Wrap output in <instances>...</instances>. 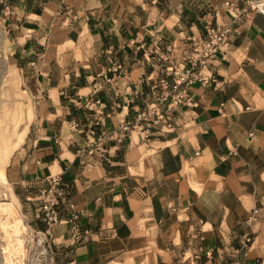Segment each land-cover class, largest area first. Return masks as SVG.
I'll return each mask as SVG.
<instances>
[{
  "label": "crops",
  "instance_id": "0c3cea01",
  "mask_svg": "<svg viewBox=\"0 0 264 264\" xmlns=\"http://www.w3.org/2000/svg\"><path fill=\"white\" fill-rule=\"evenodd\" d=\"M2 1L7 58L33 113L6 178L29 227L41 229L27 196L61 176L54 259L264 264V14L235 18L224 3L238 0ZM208 19L233 28L209 67L218 87L190 85L173 130L148 141L133 131L99 150L87 98L105 102V130L116 133L138 101L154 99L148 79L165 73L166 44L179 60ZM116 61L126 73L112 80Z\"/></svg>",
  "mask_w": 264,
  "mask_h": 264
},
{
  "label": "built area",
  "instance_id": "2783aa9c",
  "mask_svg": "<svg viewBox=\"0 0 264 264\" xmlns=\"http://www.w3.org/2000/svg\"><path fill=\"white\" fill-rule=\"evenodd\" d=\"M224 5L235 18L250 11L264 14V0L226 1ZM204 29L203 35L191 37L190 40L185 41L184 52L179 60L173 54L174 45L166 44L165 52L161 57L168 63L165 73L158 78L148 79L154 99L148 102L138 101L134 105V115L130 120L124 121L116 133L108 134L105 130L107 119L105 102L100 98H87L85 106L87 108L96 107L94 108L96 119L91 133L98 136L97 148L99 150L106 152L107 140L119 139L121 141L133 131H137L144 141H148L155 130L163 132L173 130L177 108L191 101L188 91L190 85L199 82L206 86L218 87L217 79L210 74L209 67L223 48L229 46L233 28L230 24H218L214 19H208L205 21ZM111 72L113 73L112 80L120 79L126 73L124 63L116 61ZM136 99L139 100V93L136 94ZM61 186V176H50L46 180V185L27 196L43 224L41 229L30 227L27 237L33 242L35 250L40 251L42 257L53 256L52 248L56 227L62 222ZM78 218L79 214H74L71 220L75 222ZM251 242L252 236L246 234L241 243L242 248H247ZM58 264L61 263L58 262Z\"/></svg>",
  "mask_w": 264,
  "mask_h": 264
},
{
  "label": "rangeland",
  "instance_id": "374dc122",
  "mask_svg": "<svg viewBox=\"0 0 264 264\" xmlns=\"http://www.w3.org/2000/svg\"><path fill=\"white\" fill-rule=\"evenodd\" d=\"M4 17L3 1L0 0V38L4 40L0 45V112L4 105L12 111L15 103L20 104L22 115L25 117L23 125L25 128L31 120L28 118L30 104L27 103V99L22 93L24 79L16 68L10 65L7 58L8 40ZM9 190L8 184H0V264H58L53 256L42 257L40 251L35 250L33 242L27 237L30 224L23 218L17 207V201ZM6 208H10V211L4 217L2 213ZM19 222L20 224L17 226ZM13 232L18 235V240H14L15 236L12 237Z\"/></svg>",
  "mask_w": 264,
  "mask_h": 264
},
{
  "label": "bare ground",
  "instance_id": "6f19581e",
  "mask_svg": "<svg viewBox=\"0 0 264 264\" xmlns=\"http://www.w3.org/2000/svg\"><path fill=\"white\" fill-rule=\"evenodd\" d=\"M3 42L4 40L0 38V45H2ZM21 109L22 107L18 103L14 104L12 111H10L8 107L5 105L1 107V112H0V184H5V183L8 184V181L6 178V172H5L6 165L10 157L12 156L13 152L24 141L26 134L28 132V126H25V128H23V125L25 123V117L22 115ZM28 113H29L28 118L30 120L33 114L32 110H29ZM10 190L12 194L14 195L12 188ZM19 224L20 222L17 223V226Z\"/></svg>",
  "mask_w": 264,
  "mask_h": 264
},
{
  "label": "water",
  "instance_id": "95a60500",
  "mask_svg": "<svg viewBox=\"0 0 264 264\" xmlns=\"http://www.w3.org/2000/svg\"><path fill=\"white\" fill-rule=\"evenodd\" d=\"M10 211V208H6V210L3 211L2 216L6 217Z\"/></svg>",
  "mask_w": 264,
  "mask_h": 264
}]
</instances>
